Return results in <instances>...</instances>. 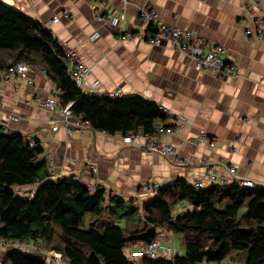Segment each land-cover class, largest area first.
<instances>
[{"label":"crops","instance_id":"0c3cea01","mask_svg":"<svg viewBox=\"0 0 264 264\" xmlns=\"http://www.w3.org/2000/svg\"><path fill=\"white\" fill-rule=\"evenodd\" d=\"M147 1L167 23L197 30L203 39L226 45V58L238 66L240 76L227 78L197 69L188 53L176 49L169 40L161 46L150 45L143 37L152 32L139 21ZM259 1L264 5V0ZM0 2L41 23L62 45L78 49L91 68L89 80H99L100 91L122 90L124 98L139 96L169 108L173 115L164 121L166 125L175 124L179 116L189 121L181 130L163 137L175 147L174 158L148 154L124 144L120 132L108 134L94 128L86 133L70 132L64 125L53 123L54 118H60L59 113L34 102L38 96L43 100L57 96L60 100L56 84L41 67L29 71L33 85L28 78L12 75L10 81L0 82V124L6 133H20L42 146V159L52 179L74 178L87 186L98 182L107 195H119L135 204L152 200L158 193H141L140 187L146 182L170 185L184 178L189 184L203 180L209 186L207 173L211 169L228 184L244 178L264 185V41L246 35L251 20L241 0ZM98 15H115L119 22L112 25L98 20ZM55 16L59 20L52 22ZM122 32L140 38L134 35L120 40ZM6 113L18 119L6 125L2 122ZM200 130L215 140V145L201 140ZM144 139L142 136L140 141ZM231 166L236 167V175L229 172ZM219 180L218 184H225ZM35 187L16 190L25 193L21 189ZM190 209L182 202L174 214ZM245 212L246 208L242 209L241 213ZM98 218L90 217L94 223ZM156 231L162 246L175 238L167 227H157ZM134 248L132 251H140L139 246ZM232 257L230 261L236 262Z\"/></svg>","mask_w":264,"mask_h":264},{"label":"trees","instance_id":"16d2710c","mask_svg":"<svg viewBox=\"0 0 264 264\" xmlns=\"http://www.w3.org/2000/svg\"><path fill=\"white\" fill-rule=\"evenodd\" d=\"M63 57L51 30L0 2V71L22 60L38 64L56 84L60 103L75 102L73 115L89 120L94 130L151 133L156 122L167 119L157 103L139 96L83 94ZM43 152L38 142L31 146L25 136L6 133L0 124V240L32 238L45 246L60 238L55 248L70 264H220L237 254L245 264H264V188L242 187L235 181L195 189L178 178L152 200L135 204L104 189L91 192L74 178L52 179ZM31 185H36L31 197L16 190ZM182 202L192 209L174 214ZM105 212L109 223L91 222L90 217ZM161 226L183 236L184 254L170 259L144 255L138 263L130 261L126 245L153 242ZM46 263L45 256L0 247V264Z\"/></svg>","mask_w":264,"mask_h":264},{"label":"built area","instance_id":"2783aa9c","mask_svg":"<svg viewBox=\"0 0 264 264\" xmlns=\"http://www.w3.org/2000/svg\"><path fill=\"white\" fill-rule=\"evenodd\" d=\"M242 8L247 11L249 19L251 22L246 26L245 33L248 36H255L258 40L264 41V5L259 0H241ZM59 20L58 16L52 19V22H57ZM98 20H104L112 25H117L119 22V17L112 15L104 17L103 15H98ZM139 21L143 24L149 26L152 34L143 37L152 46H161L164 41L169 40L171 44L178 50L188 53V56L195 62V67L200 70L210 71L217 74L218 76H224L227 78H237L240 76V70L238 66L226 58L228 52V47L224 44L214 43L210 40H205L202 38L197 30L189 29L180 25H172L164 21L155 6L147 1L141 7L139 14ZM138 34H126L122 32L119 35V39L123 40ZM95 37L99 36V33L94 34ZM62 45V44H61ZM64 50L63 62L67 69L69 76L78 85L83 94L91 97H105L109 99H118L121 97L115 96L110 90L100 91L98 89L99 80L90 81L89 76L91 68L88 67L81 53L76 48L67 47L62 45ZM34 66L38 67L36 64L22 60L16 62L13 66L5 71H0V82L10 81L12 75H19L23 78H28V83L33 85L35 82L29 77V71ZM44 74H46L45 69H41ZM34 102L37 104H42L45 108L49 109L53 113H59V119H53L52 122L64 125L68 131H77L80 133H86L93 130L92 123L89 120H85L82 117H75L72 113L73 105L75 102H70L66 106H63L57 96H49L44 100L38 96L34 98ZM160 110L167 115V117H172L173 112L160 105ZM11 119H18L12 114L6 113L2 117V122L6 125L9 124ZM189 121L182 116H179L178 121L172 125L156 124L153 129L158 130L160 133H175L181 130L182 126ZM164 127V130H163ZM105 132V131H104ZM201 140L209 142L211 145H215V140H211L204 130H200ZM144 136V140L140 141V138ZM121 139L124 144L129 146L138 147L148 154H163L166 156L172 155L175 151L174 146L166 143L165 141L159 140L157 135L142 132H129L121 135ZM31 146H34V142H30ZM231 175L237 174V169L235 166L229 168ZM209 186L205 184L203 180H198L191 185L195 189L208 188L215 184H218L221 178L222 182L228 184L226 178L218 176V173L211 169L207 173ZM237 182L242 187H262L264 185L256 184L255 182L239 178ZM167 184H163L157 181H149L140 187L141 193L149 192H159L161 189L165 188ZM90 191H96L98 189H104L98 182L88 186ZM35 189H30L25 197L33 196ZM137 202H140L138 199ZM0 247H6L8 250H22L25 252L37 251L41 255L46 256L47 250L44 248L43 244L39 241H35L32 238L19 239L16 238L11 241L0 240ZM140 253L142 256L147 255L151 258H165L170 259L173 256L179 254L175 249L162 246L160 240L157 238L151 243H143L140 246ZM70 264L69 261H65L62 254H55L51 256V261L46 264Z\"/></svg>","mask_w":264,"mask_h":264},{"label":"rangeland","instance_id":"374dc122","mask_svg":"<svg viewBox=\"0 0 264 264\" xmlns=\"http://www.w3.org/2000/svg\"><path fill=\"white\" fill-rule=\"evenodd\" d=\"M36 65L39 66L38 64H36ZM39 67H41V66H39ZM18 188H20V187H18ZM29 191H30V188L29 189L27 188L26 191L25 190L23 191L21 189V192H25L24 194H28ZM109 221H110L109 214H108V212H105L102 216H100L96 220V223H98V225H103V224H105V223H107ZM91 222L94 223L93 220H91ZM96 223H94V224H96ZM157 238L159 239L160 237H157ZM39 242H41V241H39ZM41 243L43 244V242H41ZM59 244H60V238H58V242H56V243L53 242L51 244H46L45 246L43 244L44 248L47 250V253H48L45 256V258H46V260L48 262L51 261V256H54L56 253L57 254H61V253L58 252V249L55 248V246H58ZM142 244L143 243H141V242H131L130 244H127L126 245L124 251H125V254L128 256V258H129L130 261L137 262L138 263V261L142 257V255H141L140 251L136 253V251L134 252V251H132V249H135L134 247H138V246L140 247ZM166 246H169V247L175 249L176 252H180L181 254H184V252H185L184 251V245H183V236L182 235H179V234H175L174 240L171 241L170 243L167 242L166 243ZM2 249L4 251L5 250H8V248H6V247L5 248L2 247ZM139 250H141V249H139ZM30 253L33 254V255H41L37 251H31ZM41 256H43V255H41ZM235 256H236V262L233 263L232 261H230V258H228L226 261H224L223 264L230 263V262H231V264H236V263L237 264H245L244 260L239 256V254L234 255L232 257V259L235 258ZM64 260L67 261L65 258H64ZM63 264H67V263H63ZM202 264H206V263H202ZM211 264H214V263H211Z\"/></svg>","mask_w":264,"mask_h":264},{"label":"bare ground","instance_id":"6f19581e","mask_svg":"<svg viewBox=\"0 0 264 264\" xmlns=\"http://www.w3.org/2000/svg\"><path fill=\"white\" fill-rule=\"evenodd\" d=\"M113 94H115V96L116 97H118L119 96V94H121V97H125V95H124V92L122 91V90H110ZM120 98V97H119ZM59 100V99H58ZM60 102V101H59ZM161 124H165L164 122L163 123H161ZM188 123H186V124H184L183 126H182V128L184 127V126H186ZM166 125V124H165ZM181 128V129H182ZM163 130H164V127H163ZM156 134L157 135V138L159 139V140H162L163 141V137H165L167 134H169V133H167V132H165V133H160L158 130H156V129H154L153 130V132H151L150 134ZM174 149H175V147H174ZM153 155V154H152ZM161 155H163V154H161ZM175 155H176V149H175V151H174V153L172 154V155H169L168 157H171V158H174L175 157ZM163 156H166V155H163ZM154 181V180H153ZM192 182V181H191ZM146 183H148V182H146ZM145 183V184H146ZM91 192H94V191H91ZM141 192V191H140ZM149 193H152V192H149Z\"/></svg>","mask_w":264,"mask_h":264},{"label":"water","instance_id":"95a60500","mask_svg":"<svg viewBox=\"0 0 264 264\" xmlns=\"http://www.w3.org/2000/svg\"><path fill=\"white\" fill-rule=\"evenodd\" d=\"M74 106V105H73Z\"/></svg>","mask_w":264,"mask_h":264}]
</instances>
